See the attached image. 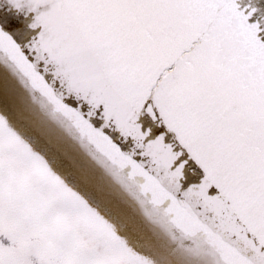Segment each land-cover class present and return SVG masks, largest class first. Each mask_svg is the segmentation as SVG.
Masks as SVG:
<instances>
[{"label":"snow or ice","instance_id":"obj_1","mask_svg":"<svg viewBox=\"0 0 264 264\" xmlns=\"http://www.w3.org/2000/svg\"><path fill=\"white\" fill-rule=\"evenodd\" d=\"M0 6L12 77L146 185L167 179L173 216L203 229L207 210L222 264H264V0ZM30 15L22 48L4 29ZM0 264H147L4 116Z\"/></svg>","mask_w":264,"mask_h":264},{"label":"water","instance_id":"obj_2","mask_svg":"<svg viewBox=\"0 0 264 264\" xmlns=\"http://www.w3.org/2000/svg\"><path fill=\"white\" fill-rule=\"evenodd\" d=\"M0 5H2V0H0ZM5 10L6 6H0V11ZM33 22L34 15L21 16L17 23L4 30L23 48L30 44L34 37L38 36V30H33L30 26ZM5 63V60L0 58V116L7 119L13 130L28 142L35 151L41 154L52 169L70 187L108 219L118 234L126 239L129 245L148 261V264H222L220 247L216 240L212 238V230L216 221L209 219L210 214L207 210L198 214L201 223L205 226L203 229H194L187 217L173 216L164 196L170 192H175L177 189L168 183L167 179L162 178L161 181L151 186L146 185L138 175L131 174L130 170L121 167L102 149L82 136L72 122L58 112L45 97L31 89L27 80L21 83L20 78L15 79L12 77L5 68ZM16 98L22 100L25 105H20ZM27 101L31 103L33 109L43 108V114L39 117H29L28 114L31 111L26 106ZM54 127H57L60 131L62 128L71 131V135L68 137L72 141L69 144L82 150L83 155L85 152L88 156L96 157V159L91 158L95 163L90 162V160L77 162L75 157L74 160L72 157L67 158L63 154L64 152L59 150L58 139L56 141L52 137L48 138L46 132L55 131ZM54 138H57V136H54ZM82 140L86 142L82 143ZM95 153H98V156ZM76 154L77 149H75V156ZM99 159L107 160L118 170L117 173L123 178V186L130 185L132 188V190H128L129 193L133 192L134 196L139 194L142 197L139 202L143 203V205L141 204V210L148 215V221L144 219L142 213H139V209L127 212L124 205H119L116 203V199L106 196L105 192H109V190L102 185L106 184L105 180L94 183L97 178L92 168L96 162L103 168L107 167ZM112 175H115V173H112ZM194 208L195 204H193ZM149 211L153 215L149 214ZM141 225L147 229H142ZM148 227L165 230L170 238L162 241L156 234L149 231ZM221 235L226 242L239 248V242L232 239V232H223ZM177 240H179L178 245L184 246V249L178 248V245L176 246L174 242ZM156 244H161L158 246L161 251H155ZM195 247L196 249L200 247V251L197 253V259L192 260L191 258L196 256Z\"/></svg>","mask_w":264,"mask_h":264},{"label":"trees","instance_id":"obj_3","mask_svg":"<svg viewBox=\"0 0 264 264\" xmlns=\"http://www.w3.org/2000/svg\"><path fill=\"white\" fill-rule=\"evenodd\" d=\"M38 108V107H37ZM30 111L32 112V110L30 109ZM40 114H43V108L39 109V112ZM34 116V115H33ZM29 120V119H28ZM66 124V123H64ZM61 132L64 133L65 135L67 136H70L71 134L66 131L65 129H61ZM83 142L82 143H85L86 141L82 140ZM76 148V147H75ZM77 149L79 150V148L77 147ZM97 156H98V153H95ZM76 160L77 162H80L82 160H90V162H94L91 158H94L93 156H88V154H86L84 152V155L82 153V150H79L78 151V157H76ZM96 159V157L94 158ZM100 162L104 163L106 166V168H103V166L99 165L98 162H96V164L94 165V167L92 168L94 170V174L96 176V181L94 183H100L101 181L105 180L106 181V184H102L104 187L106 186L109 190V192H105V195L106 196H109L111 199H116V203H118L119 205H124V209L125 211L129 212L130 210H133V209H139V213H142L143 216L145 217L144 219L146 221L149 220L148 218V215L141 210V204L143 205V203L139 202V200L142 198L139 194H136V196H134L131 192L129 193L128 190H132L131 186L128 185V186H123V183H122V180L123 178L120 177V175L117 173L118 170L116 168H114L107 160L105 159H99ZM95 163V162H94ZM112 173H115V175H112ZM105 183V182H104ZM135 193V192H134ZM117 201H120V202H117ZM128 204V206H127ZM146 205V204H144ZM137 212V211H136ZM149 214L153 215V213L151 211H149ZM140 229V227H138ZM141 228L142 229H147L145 226L141 225ZM149 231H151L153 234H156V236L159 237V239H161L162 241H166L168 240L170 237L167 235V232L165 230H162L160 228H155V227H148ZM176 244V246L178 245L179 243V240L175 241L174 242ZM159 245L161 244H156L154 248L155 251L159 252L161 251L160 247H158ZM178 248H183L184 249V246L182 247L181 245H178L177 246ZM200 247H198L196 249L195 247V250H196V256L191 258L192 260H196L197 259V253L198 251H200L199 249ZM189 257V256H188ZM189 259V258H188ZM200 262V260H199ZM213 264V263H212Z\"/></svg>","mask_w":264,"mask_h":264},{"label":"flooded vegetation","instance_id":"obj_4","mask_svg":"<svg viewBox=\"0 0 264 264\" xmlns=\"http://www.w3.org/2000/svg\"><path fill=\"white\" fill-rule=\"evenodd\" d=\"M9 80H10V76H9ZM16 100H18V103L20 105H25L24 102L22 100H19V98H17ZM26 106L32 110L31 113L28 114V116H32L33 115V112H34V109H33V106L31 105L30 102L27 101L26 103ZM28 109V110H29ZM41 116V115H40ZM39 117V116H38ZM56 130L55 131H50V132H46L48 134V138L52 137L53 139H58L57 143H59L60 145V148L59 150L60 151H63L66 155L67 158L69 157H72V159L74 160L75 158V149H77L76 146L74 145H70V141H72L67 135H65L64 133H62L57 127H54ZM54 136H57V138H54ZM47 138V139H48ZM66 138V139H65ZM76 147V148H75ZM78 149H77V154L76 156H78Z\"/></svg>","mask_w":264,"mask_h":264},{"label":"rangeland","instance_id":"obj_5","mask_svg":"<svg viewBox=\"0 0 264 264\" xmlns=\"http://www.w3.org/2000/svg\"><path fill=\"white\" fill-rule=\"evenodd\" d=\"M147 264H148V261H147Z\"/></svg>","mask_w":264,"mask_h":264}]
</instances>
